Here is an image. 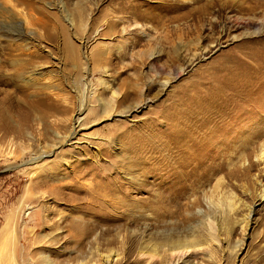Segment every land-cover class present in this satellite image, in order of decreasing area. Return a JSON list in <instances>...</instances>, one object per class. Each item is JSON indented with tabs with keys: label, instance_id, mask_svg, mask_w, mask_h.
<instances>
[{
	"label": "rangeland",
	"instance_id": "1",
	"mask_svg": "<svg viewBox=\"0 0 264 264\" xmlns=\"http://www.w3.org/2000/svg\"><path fill=\"white\" fill-rule=\"evenodd\" d=\"M207 1L0 0V46L13 50L0 69L18 79L7 77L12 83L0 89L20 83L26 91L17 96L20 103L0 107V264H72L93 260L97 251L121 254L122 261L114 257L111 264L153 263L152 247L177 231L171 219L144 205L140 182L129 183L142 173L132 147L153 143L150 132L167 127L162 115L181 109L201 112L202 136L192 143L212 140L197 157L213 154L215 165L225 168L190 193L183 208L191 224L200 225L203 241V216L216 222L218 241L192 253L190 264H264V170L255 157L245 166L240 158L255 151L264 132V6L248 15L240 9L252 7L249 1L219 0L198 14L195 8ZM21 9L32 15L16 16ZM111 19H119L117 27L105 34ZM2 93L0 99L8 94ZM45 93L59 97L56 109L31 105ZM109 104L114 111L105 116ZM9 150L17 156H7ZM154 157L146 152L141 161ZM100 176L108 177L103 183L118 177L130 190L126 206L105 207L111 219L105 224L79 210L91 206L89 185ZM179 178L176 173L169 181ZM230 193L234 208L210 204ZM20 212L13 244L2 232ZM81 227L90 234L82 252Z\"/></svg>",
	"mask_w": 264,
	"mask_h": 264
},
{
	"label": "bare ground",
	"instance_id": "2",
	"mask_svg": "<svg viewBox=\"0 0 264 264\" xmlns=\"http://www.w3.org/2000/svg\"><path fill=\"white\" fill-rule=\"evenodd\" d=\"M246 1H249L251 4H253L252 7L251 6L248 8L242 7L240 10L242 13L248 15H257L258 14L257 11H259V9H261V7L264 6V0H245V2ZM218 3L219 0H210L207 1L205 5L199 6L195 9L198 11L197 12L198 14H203L205 12L209 13L210 10L213 9ZM19 4L20 5L25 4L26 6H28L27 2H22V3L19 2ZM16 10H20V9H16ZM30 10L31 9H28V12H26V9L24 10L21 9V11L18 12L19 14L16 16L20 15L19 17L26 18L27 16L32 15ZM128 11L131 14L130 10ZM20 19L18 18V20ZM117 21H119V19L118 20L111 19L110 21L107 22V32L105 34H109L110 32L111 34H113V30H115L117 27ZM16 25L22 27L21 22H18V24ZM82 27L83 29L85 28V26ZM123 33H125L124 28H123ZM31 34L34 35L33 33H30V36ZM18 36L20 38L26 37L22 33ZM5 46L4 45L0 46V60L2 59V61L4 60V62L7 59L13 57V50L9 49L7 45ZM68 46L72 49L70 43H68ZM74 48L72 49L73 52L75 51ZM1 70L2 68L0 69V84L9 85V83H12L13 79L15 78L17 79V73L11 74V76L9 75L11 79L13 78L11 81V79H8L9 76L4 75L3 71ZM260 70L261 68L257 67L253 71L256 74H259ZM18 75L20 76L19 73ZM102 85L106 86V84H102ZM5 88L0 89V95L3 94L2 92L8 93L0 99V107L2 105L5 107H10L12 106V104L16 102L20 103L21 101L17 98V96L25 95L26 93V91L23 92V88L22 85L20 86V83L18 86H14V87L6 86ZM58 98L59 97L57 95L45 93L36 101L34 100L31 103V105L32 106L38 105L47 109L54 110L56 109ZM106 108L107 111L104 112L105 116L106 115L111 116L113 114L114 107L112 108V105L109 104L108 107ZM200 114L201 112H196L194 110H182V109L175 110L172 112H167L162 115L163 116L162 118L165 120V122H167V127L165 129H161V130L157 129L150 132V135H152L153 138H155L153 139L154 141L153 143H149L148 145H146L147 143L145 142H148L149 140L148 141L139 140L137 144H135L133 147L131 146L133 152L132 154H134V157L137 158L136 159L138 160L137 164L139 163V165H141L142 173L140 174L141 176L140 178L137 177L129 178V183L135 184L136 181H139L140 183L137 184V188H138L137 194L141 196L147 195L145 198L142 197L143 199H146V203H144V205H146L149 210L160 216L162 219H168V218L171 219V223H174V226L176 227V231H177V233L175 234L171 233V235L167 236L161 242L157 243L152 247L151 255L156 259L151 264H176L177 262H179L180 264H190L192 253L197 251L201 246H203L207 242L210 243V242L218 241L215 232L213 231L214 230L213 225L216 222L212 216L210 215L203 216L201 225L204 226V228L206 229L205 231H207V238L206 240L203 241L202 238L204 236L202 237V235H200L201 232L198 231V229L201 228L200 225L198 224V226H196L194 224H191L194 219L193 220L189 219L185 212L186 210H183L184 206L187 204L186 201L188 200V195L190 193L196 192L199 185L202 184L203 182L208 181L209 179L219 174H222L225 171V168L222 166L221 163L215 165L217 159L214 158L213 154L209 155L208 160H206V156H203V159H201L196 155V153L200 151V149L203 147V144L206 143V142L192 143L195 136H202L201 133L199 132V129H197V122L200 121L199 119ZM80 121H81V114L79 115L77 120L79 127H81ZM75 134L76 132L70 134V138L74 137ZM207 136H209V134H207ZM262 138H264V132L259 136L258 138L259 141L256 142V144H254L255 146L253 148H255V151L252 149L248 155L244 154L240 157L241 160H243L244 166L248 161V158L255 157L256 162L260 163L262 169L264 170V141H261L263 140ZM231 141H233V138L228 140L230 144ZM206 144L213 145L212 140L209 139ZM22 152L23 151H21L20 153ZM146 152L148 154L154 153L155 157L152 160L141 161L142 154ZM6 155L7 156L13 155L14 157H16L17 152L14 150L13 151L9 150V152H7ZM102 169H104V167ZM252 170H253V165H248L244 167V176L250 177ZM79 173H81V171H79ZM176 173L179 174L180 178L175 183H172L171 181H169V179L173 174ZM232 175L233 173H229L228 175H226V177ZM29 176H30L29 177L30 182H32L34 174L31 175L29 173ZM98 178L100 179V181L96 180L94 183H91L89 185L90 190L88 194H89V204L91 206L83 207L80 208L79 210L82 213L86 211L85 213L89 214L90 217L94 219V221L97 224L99 223L105 224L106 222L111 221L110 218L106 217V215L109 213L108 211H106L108 207L106 209L105 207L110 205L113 206V208L118 206H120V208L122 206L123 207L126 206L127 204L125 203L129 201L127 199L128 196L127 193H129L130 190L128 191V189L124 188L125 181L124 182L121 181L118 177H113V176L110 177L109 183H103V181L108 178L107 176H100ZM220 184H221V179L218 180L217 182V186H216L217 189L219 188ZM233 195L235 194L234 193L233 194L230 193L228 195L225 194L219 198L216 196L218 198L216 203H215L216 200L210 199L209 201L211 205L214 204L218 206H220V204L223 205L224 204L223 201H226L227 202L226 206L228 208H232V207L234 208ZM212 197H214V195ZM142 198H139V201ZM261 199H264V193L261 195ZM191 205L194 209L196 208L195 201H193ZM21 213L22 212L15 215L16 214L15 212L14 215L10 216V218L7 221V225L4 231L2 232L3 238H5L6 241H10L11 243L14 242L13 244H15L16 242L15 240H17L18 238L17 237L18 235L16 234L17 233L16 230L21 225V220H20ZM199 214H202V211H200ZM26 227L27 225H24V229ZM84 228L85 227H81L78 232L77 245L80 252H82L85 249V242L87 240L86 235H90V234H86L87 232H85L86 229ZM92 230L94 231V229ZM92 256L96 260L93 259L87 261L86 259L87 257L83 259L77 258L73 261L72 264H111L113 262L114 257L116 258V262L122 261L123 259L121 254H117L116 252L113 255L112 252L101 253L97 251L96 253H92ZM64 264H71V263L69 260H65Z\"/></svg>",
	"mask_w": 264,
	"mask_h": 264
}]
</instances>
